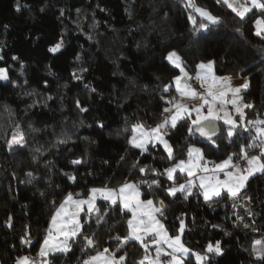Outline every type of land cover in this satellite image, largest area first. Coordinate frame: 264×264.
Segmentation results:
<instances>
[{
    "label": "trees",
    "instance_id": "obj_1",
    "mask_svg": "<svg viewBox=\"0 0 264 264\" xmlns=\"http://www.w3.org/2000/svg\"><path fill=\"white\" fill-rule=\"evenodd\" d=\"M19 2L18 11L17 0H0V52L9 76L8 81H0V264H15L22 255L37 257L51 217L68 193L85 197L94 187L116 188L126 180L152 179H158L159 186L140 184L142 197L164 201L167 207L161 220L170 236L178 234L183 220L181 241L193 252L203 253L209 242H221L224 254H210L207 264H261L254 262L251 253L256 241L264 240V174L250 177L236 198L223 192L205 201L198 187L187 199L179 192L172 197L165 192L173 184L166 174L153 176L132 167L139 161L140 167L163 173L186 159L192 145L203 149L206 159L221 162L252 144L255 129L241 132L229 143L220 122L218 147H213L196 135L189 137L188 122H179L168 130L175 157L171 161L160 145H149L141 154L128 141L132 126L155 127L163 108L170 106L165 101L171 99L174 87L164 93L163 86L180 75L165 59L172 50L179 52L191 76L201 61L214 60L217 76L246 77L249 87L242 96L253 105L245 109L246 121L264 120V40L254 35V22L264 13L254 10L241 20L216 0H195L198 7L223 20L219 25L204 21L210 32H198L189 17L198 23L203 18L187 0ZM238 27L243 35L235 31ZM61 40V51L51 53L49 49ZM17 125L24 143L10 148ZM61 139L68 143L59 144ZM247 150L249 155L259 151ZM77 159L84 162L73 165ZM186 178L177 172L175 183ZM96 207L107 210L104 222L97 224L95 214L82 219V235L92 236L95 247L82 251L85 242L78 236L70 241L67 254H51L50 264H81L105 248L115 252L117 259L127 253L122 264H138L144 254L138 241L130 240L116 251L123 242L116 237L128 234L126 220L131 213L121 212L119 206L110 208L109 202L100 199ZM244 223L250 227L244 228ZM24 239L31 243H23ZM185 264L197 261L190 254Z\"/></svg>",
    "mask_w": 264,
    "mask_h": 264
},
{
    "label": "snow or ice",
    "instance_id": "obj_2",
    "mask_svg": "<svg viewBox=\"0 0 264 264\" xmlns=\"http://www.w3.org/2000/svg\"><path fill=\"white\" fill-rule=\"evenodd\" d=\"M187 3L189 7H192L203 18L198 23L194 16L189 17L195 31L210 32L209 23L204 21H208L212 25L223 23L222 18L213 15L209 10L198 7L195 4V0H187ZM216 3L226 5L241 20L248 13H251L253 9L264 13V0H243L241 7L235 6L233 0H216ZM16 7L19 11V0H17ZM41 11H44V9H41ZM61 14H63L62 11ZM254 24L256 29L254 35L264 40V18L256 19ZM235 31L243 35L242 28L238 27ZM63 46V41L61 40L54 47H51L49 51L57 53L61 51ZM3 59L4 56L0 55V60ZM13 59L17 58L13 57ZM165 59L179 70L180 75L173 77L169 84H165L163 92L169 93L174 86L179 93L180 99L172 97L165 101L170 106L164 107L162 113L167 115H163L162 121L156 124L155 127L146 129L142 123L132 126V135L128 141L132 147L139 149L141 154H143L148 151L149 145L152 148L160 145L167 152L168 159L170 161L174 160V149L166 137L168 136V130L175 129L178 123L182 121L188 122L187 133L189 137L198 135L213 147H218L216 141L221 134L220 122L225 126L224 135L228 138L229 143L232 142V138L238 137L241 132H250L253 129H255L256 138L252 144L241 147L239 154L232 153L220 163L206 160L203 149L192 145L187 148L186 160L177 161L172 167L164 169L163 173L147 165L140 167L139 161H136L132 167L139 168L141 173L150 172L153 176L166 174L167 179L173 181V184L171 187L166 188L165 192L172 197H175L179 192L184 196V199H187L193 195L192 189L197 187L202 190L205 201H209L213 196L220 197L222 191L232 198L238 197L247 187V181L250 177L256 173L264 174V120L246 121L244 109L252 108L253 105L244 102L243 96L240 95L242 89H248L249 83L245 80L240 87H232L231 77H217L215 75L214 65L216 62L214 60L201 61L196 66L198 71L195 80L199 81L201 86V90L198 91L189 83L193 77L186 71L184 62L176 51H170ZM86 70L83 69V71ZM73 75L76 79H80L75 73ZM8 80V69L0 68V81ZM92 91H95V89H92ZM48 99H51V97ZM161 99L165 98L162 96ZM228 105L232 106L238 118H234L231 112L226 110ZM77 106L80 107L79 101H77ZM80 110L87 111V108L81 107ZM100 127H103V125H100ZM256 140H259V143ZM23 143L24 137L19 131V125H17V133L13 135L12 140L9 142V147L11 148L12 144L20 145ZM58 143L67 144L68 140L61 139ZM248 148L258 149V154L249 156ZM234 158L236 162H234ZM121 159L124 158L121 157ZM83 162L77 159L71 163L79 165ZM209 164L212 167H209ZM177 170L185 173L187 177L184 183H179L178 185L175 183L174 177V173ZM221 173H223L224 179L220 178ZM28 175L32 176L33 174L28 173ZM64 175L68 176L73 182L76 180L74 175L69 173H64ZM140 184H147L151 188L153 185L159 186L160 181L152 179L151 181L141 180L139 183H135L126 180L116 188H110L107 185L94 187L89 189L86 199L74 198L73 193H68L51 217L50 226L46 230V236L37 257L22 255L15 258V264H50L48 260L50 254H67L71 251L69 241L81 236L83 233L81 213L88 218L95 214L97 224L104 222V217L108 213L107 210L101 212L96 207L97 199L109 202L110 208L119 206L121 212L131 213V217L126 220L128 234L123 238L116 237L117 240L123 241L120 248L116 249L117 252L130 240L138 241L145 251L148 250L149 243L157 245L155 257L150 258L145 255L138 264H145L146 261L147 264H184L185 259L189 258L190 254L195 257L197 264H207L210 254L217 256L224 254L220 241H216L215 244L209 242L203 253L193 252L192 249L186 247L181 241V234L185 230L183 220L180 221L178 234L170 236L161 222L167 206L163 200L154 202L151 198L142 199L143 193L140 191ZM75 195L78 197L80 194ZM248 199L251 198L249 197ZM52 203L53 205L56 204L55 201ZM237 219L243 221L244 218L237 215ZM213 227L219 226L213 225ZM243 227L247 229L250 225L244 223ZM253 230L256 231V229ZM225 235L230 236L231 233L226 232ZM149 236L152 237L151 241L145 243V239ZM61 237L63 239H60ZM82 239L85 242V248L82 251L87 247H95V241L92 236L82 235ZM22 242L25 244L31 243L30 239H24ZM169 249L170 251H168ZM106 253H109L107 248L96 256L82 261V264H96V262L102 260L104 264H118L115 252H112L108 259H105ZM252 254L257 261L264 264V240L256 241V247L253 249ZM126 256L127 253L121 255L118 261H125ZM162 256H166L168 259L162 260Z\"/></svg>",
    "mask_w": 264,
    "mask_h": 264
},
{
    "label": "rangeland",
    "instance_id": "obj_3",
    "mask_svg": "<svg viewBox=\"0 0 264 264\" xmlns=\"http://www.w3.org/2000/svg\"><path fill=\"white\" fill-rule=\"evenodd\" d=\"M233 3L235 4V6H237V7H241V4L243 3V0H233ZM254 10H257V9H253V11ZM252 11V12H253ZM257 11H259V10H257ZM250 13H248L247 15H249ZM246 15V16H247ZM245 16V17H246ZM258 18H263L262 16H258L256 19H258ZM256 21V20H255ZM256 30V29H255ZM173 51V50H172ZM174 51H176L178 54H179V52L177 51V50H174ZM0 55H1V52H0ZM180 55V54H179ZM169 62V61H168ZM170 63V62H169ZM174 66V65H173ZM0 68H3L2 67V60H0ZM240 76H242V75H240ZM244 77V76H243ZM244 78H246V77H244ZM247 79V78H246ZM248 80V79H247ZM174 87V86H173ZM172 97H176L178 100L180 99V97H179V93L178 92H176V93H174L173 95H172ZM171 97V98H172ZM193 103H195V102H193ZM226 110L227 111H229V112H231V114H232V116L234 117V118H238L237 117V114L235 113V111H234V109L232 108V106L231 105H228L227 106V108H226ZM244 112H245V109H244ZM244 123H245V121H244ZM17 132H13L12 133V135H14V134H16ZM13 137V136H12ZM12 137L10 138V141L12 140ZM166 139H167V137H166ZM169 141V140H168ZM169 143H170V141H169ZM171 144V143H170ZM15 145H17V144H12V146H15ZM162 147V146H161ZM196 147H199V146H196ZM163 148V147H162ZM200 148V147H199ZM249 156H251V155H249ZM186 160V159H185ZM206 160H208V161H211V160H209V159H206ZM223 161V160H222ZM221 161V162H222ZM234 162H236V161H234ZM217 163H220V162H217ZM209 167H212V165L211 164H209ZM178 171V170H177ZM177 173V172H176ZM176 173H174V177H175V175H176ZM185 174V173H184ZM256 174H258V173H256ZM255 174V175H256ZM220 178L221 179H224V176H223V173H221L220 174ZM250 179V178H249ZM248 179V180H249ZM141 191V190H140ZM222 193H223V191H222ZM88 196V195H87ZM87 196H85V197H75L74 196V198H82V199H86L87 198ZM213 197H215V196H213ZM142 199H144L143 197H141ZM99 199H97V201H98ZM146 200V199H145ZM97 203V202H96ZM85 215L83 214V213H81V223L83 224V221H82V219H83V217H84ZM88 218V217H87ZM89 219V218H88ZM161 222L164 224V222L161 220ZM164 226H165V224H164ZM166 228V227H165ZM167 230V229H166ZM78 237V236H77ZM77 237H75V238H77ZM60 239H63V237H61ZM74 239V238H73ZM151 239H152V237L151 236H149V237H147L146 239H145V243H149L150 241H151ZM72 240V239H71ZM70 240V241H71ZM70 241H69V243H70ZM42 244H43V242H42ZM42 246V245H41ZM156 247H157V245H155V244H151V243H149V248H148V250L147 251H145V249H144V254H143V257L145 256V255H148L150 258H154L155 257V255H156ZM256 246H254L253 247V249L255 248ZM168 251H170V249L168 250ZM99 252H103V251H99ZM99 252H96V253H93L92 255H90L89 257H87L85 260H87V259H89L90 257H92V256H96ZM51 255V254H50ZM49 255V256H50ZM251 255H252V258H253V260H254V262H256L257 260L255 259V257H254V255L251 253ZM110 257V253H106L105 254V259H108ZM142 257V258H143ZM161 259L162 260H167L168 259V257H166V256H162L161 257ZM187 259L188 258H186L185 259V261H184V264H185V262L187 261ZM117 262H118V264H122V262H119L118 261V259H117ZM82 264V263H81ZM96 264H104V261L102 260V261H99V262H96ZM145 264H147V261L145 262Z\"/></svg>",
    "mask_w": 264,
    "mask_h": 264
},
{
    "label": "crops",
    "instance_id": "obj_4",
    "mask_svg": "<svg viewBox=\"0 0 264 264\" xmlns=\"http://www.w3.org/2000/svg\"><path fill=\"white\" fill-rule=\"evenodd\" d=\"M197 71H198V70H197ZM214 72H215V71H214ZM196 73H197V72H196ZM215 75H216V74H215ZM190 76H191V75H190ZM195 76H196V74H195L194 76H192L193 79L190 80L189 83L191 84L192 81H195V82L198 83L199 87L201 88V86H200V82L197 81V80H195ZM216 76H217V75H216ZM217 77H220V76H217ZM224 77H231V86H232V87H240V86L245 82V80H247L246 78H244L243 76H240L239 74L230 75V76H224ZM247 82L249 83L248 80H247ZM191 86H192V85H191ZM246 90H247V89H246ZM246 90L242 89L240 95H242V93H243L244 91H246ZM176 92H177V91H176L175 88H174V92H173V94L176 93ZM177 172H179V170H178ZM182 174H184V173H182ZM212 198H213V197H212Z\"/></svg>",
    "mask_w": 264,
    "mask_h": 264
},
{
    "label": "built area",
    "instance_id": "obj_5",
    "mask_svg": "<svg viewBox=\"0 0 264 264\" xmlns=\"http://www.w3.org/2000/svg\"><path fill=\"white\" fill-rule=\"evenodd\" d=\"M193 87L195 88V89H197L198 91L199 90H201V88L199 87V85H198V83H196V82H193ZM163 115H167V114H161V116H160V122L162 121V119H163Z\"/></svg>",
    "mask_w": 264,
    "mask_h": 264
},
{
    "label": "water",
    "instance_id": "obj_6",
    "mask_svg": "<svg viewBox=\"0 0 264 264\" xmlns=\"http://www.w3.org/2000/svg\"><path fill=\"white\" fill-rule=\"evenodd\" d=\"M197 137H199L198 135H196ZM200 139H202L203 141H206V140H204L203 138H201V137H199Z\"/></svg>",
    "mask_w": 264,
    "mask_h": 264
}]
</instances>
